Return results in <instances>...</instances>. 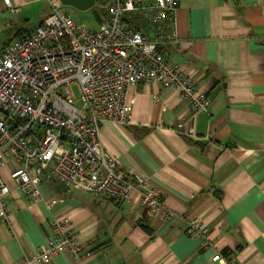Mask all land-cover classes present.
<instances>
[{"label": "crops", "instance_id": "0c3cea01", "mask_svg": "<svg viewBox=\"0 0 264 264\" xmlns=\"http://www.w3.org/2000/svg\"><path fill=\"white\" fill-rule=\"evenodd\" d=\"M10 1L17 12L0 0V32L8 43L51 12L46 0ZM176 2L174 28L164 22L142 32L159 40L166 58L212 97L209 110L192 113L175 91L138 84L129 90V123L104 125L101 133L119 169L159 191L162 211L141 209V189L118 205L44 183L40 198L31 199L10 179V164L2 175L11 215L8 223L0 220V264L44 249L56 218L70 220L69 230L89 255L78 261L62 253L51 264H210L226 252L236 264H264V0ZM99 14L93 30L103 20ZM182 122V131L194 127L196 139L180 134ZM194 219L210 231L206 250L186 233Z\"/></svg>", "mask_w": 264, "mask_h": 264}, {"label": "built area", "instance_id": "2783aa9c", "mask_svg": "<svg viewBox=\"0 0 264 264\" xmlns=\"http://www.w3.org/2000/svg\"><path fill=\"white\" fill-rule=\"evenodd\" d=\"M46 1L50 15L0 55V220L8 223L11 215L5 201L11 190L2 176L10 164V179L31 199L40 198L44 183L118 205L141 189V209L158 214L163 209L159 191L120 170L101 133L104 125L129 123V90L138 84L175 91L192 113L209 110L212 97L166 58L160 41L129 25L139 18L152 28L161 29L164 22L174 28L176 0H112L95 30L76 22L59 0ZM3 2L11 11L19 10L10 0ZM183 127V122L178 125L180 134L197 138L194 127ZM70 224L68 218L54 219L45 248L17 264H51L62 253L78 261L88 256ZM186 233L201 251L212 246L210 231L199 220H191ZM210 264L236 262L217 253Z\"/></svg>", "mask_w": 264, "mask_h": 264}, {"label": "water", "instance_id": "95a60500", "mask_svg": "<svg viewBox=\"0 0 264 264\" xmlns=\"http://www.w3.org/2000/svg\"><path fill=\"white\" fill-rule=\"evenodd\" d=\"M64 7L80 12L90 11L93 16L100 20V14L96 10V0H59Z\"/></svg>", "mask_w": 264, "mask_h": 264}, {"label": "rangeland", "instance_id": "374dc122", "mask_svg": "<svg viewBox=\"0 0 264 264\" xmlns=\"http://www.w3.org/2000/svg\"><path fill=\"white\" fill-rule=\"evenodd\" d=\"M69 10V9H68ZM70 12V11H69ZM84 15V16H86L87 17V19H84V20H80V19H75L76 20V22H78V23H80V24H83V25H86L88 28H90V29H94V27H96L97 25H98V22H97V20L94 18V16L92 15V13H90V12H74V11H72V16H73V14H75V15ZM74 17V16H73ZM9 38H14L13 37V35L11 36V37H9ZM6 43H8V41H7V37L5 36V34L3 33V32H0V51H1V49L4 47V45L6 44ZM75 91H76V93H77V89H75Z\"/></svg>", "mask_w": 264, "mask_h": 264}, {"label": "trees", "instance_id": "16d2710c", "mask_svg": "<svg viewBox=\"0 0 264 264\" xmlns=\"http://www.w3.org/2000/svg\"><path fill=\"white\" fill-rule=\"evenodd\" d=\"M107 1L108 0H97V5H96V10L99 12V13H103V11H104V9H105V7H106V5H107ZM139 20H141V19H139V18H136V19H133L132 21H130L129 22V25L134 29V30H136L137 32H139V33H141V34H143V35H146L144 32H142V29H144V28H150L149 27V25L147 24V23H145V21H144V23L143 22H141V21H139ZM148 36V35H147ZM18 39H20V38H18ZM14 41V40H13ZM12 42V41H11ZM11 42H9V43H6L5 45H4V47H3V51L5 50V48L6 47H8L9 45H10V43ZM2 54V53H1ZM0 54V55H1ZM226 255L228 254L227 252L225 253Z\"/></svg>", "mask_w": 264, "mask_h": 264}]
</instances>
